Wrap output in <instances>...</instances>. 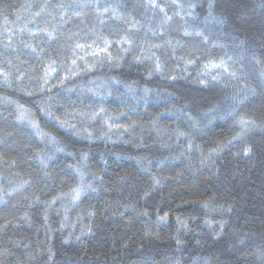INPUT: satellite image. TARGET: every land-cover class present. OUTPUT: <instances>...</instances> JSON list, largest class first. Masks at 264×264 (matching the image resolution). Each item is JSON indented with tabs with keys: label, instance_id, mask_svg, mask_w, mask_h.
<instances>
[{
	"label": "trees",
	"instance_id": "1",
	"mask_svg": "<svg viewBox=\"0 0 264 264\" xmlns=\"http://www.w3.org/2000/svg\"><path fill=\"white\" fill-rule=\"evenodd\" d=\"M141 2L99 0L109 10L105 13L103 8H97L96 0H0V70L9 72L12 81L11 87L0 83V126L13 131V136L0 143V200L6 202L0 203V264H176L177 261L179 264H249L250 258L244 253L264 247V151L257 147L250 158L238 155L241 142L228 143L240 131L231 116L216 119L210 125L211 132L205 129L203 135H195L190 133L187 118L180 111L169 115L170 110H182L195 117L197 111L202 115L215 107H221L219 115H224L231 100L225 98L223 105L212 101L210 107L201 109L185 108L190 103L189 97L200 99L199 93H189L188 88L181 87L185 81L162 79L159 74L149 78L152 61L135 59L145 54L142 49L163 44L162 48L152 51L164 62L165 73L178 72L184 65L177 62V57L194 49L203 63L226 60L223 51L231 46L232 40L246 38L243 5L247 0H213L212 9H209V0H177L184 4V9L170 4L166 10L172 21L164 29L158 28L160 15L140 7ZM189 3L196 5L193 15H188ZM84 4L88 7H80ZM113 5L118 6L116 13L112 11ZM217 17L224 22L219 23ZM121 18L135 22L128 33L133 41L131 45L115 43L131 26ZM40 29H55L59 39L49 43ZM150 29L155 30V35ZM185 29L200 31L203 36H185ZM32 32L36 35H31ZM73 33L79 34L81 43H90L97 36L113 41L109 49L113 63H95L92 71H81L79 76L66 81L64 87L48 92L54 97L49 100L44 93L35 91L34 80H28L29 75H42L43 68L25 45L31 44L38 52L44 50V60H55L57 66L61 62L70 66L71 60L66 58L71 57L68 44L72 41L66 37ZM203 37H207L208 43L203 42ZM9 41L11 46L6 48ZM166 41L175 45L174 52ZM97 43L102 45L101 40ZM213 44L223 47H213ZM122 47L129 51H121ZM99 59L88 56L87 62L92 65ZM79 66L83 69L84 62L80 61ZM18 74L24 76L23 82L16 79ZM24 85L34 91L33 96L43 97L52 104L57 115L63 113L65 105L68 112L89 111L90 105L95 107L101 102L100 97H105L103 106L107 113L117 116L123 112L125 115L120 116L119 122L129 125V132L118 130L112 133L111 140L86 139L73 145L53 131L58 139L70 143L76 158L53 150L49 154L54 159L43 167L35 155L44 147L43 143L31 135L26 121L16 119L15 104L6 102V99L16 101L36 115V110L24 102L32 98L20 90ZM126 85H131L132 90ZM212 86L192 84L191 88ZM144 87L153 90L147 106L141 91ZM67 88L74 91L70 93ZM216 91L232 90L216 86ZM57 92L60 94L56 95ZM244 104L246 107L236 120L243 116L260 123L264 118L261 97H252ZM159 113H164L160 123L169 128L167 134L158 137L151 121ZM36 117L41 122L42 117ZM93 127H99V123ZM177 128L187 132L188 137L177 140L174 135ZM262 136L264 133L259 131L247 134L253 143L259 142ZM189 140L192 151L187 150ZM217 143L225 145L223 151L212 160L206 159ZM81 151L88 155L86 178L90 179L92 173L103 177L102 184L96 182L98 192H89L77 205L64 198L62 203L58 201L48 208L45 202L61 192H69L70 186L79 182L78 177L70 179L73 169L67 165L78 164ZM136 157L143 158L141 163H137ZM153 175L163 178L162 184L145 196ZM21 183L26 185L25 189L13 191ZM200 201H208L217 211L202 208ZM127 204H134L137 211H126L123 206ZM221 205L231 206L232 210L222 212ZM140 210H146L149 215H138ZM90 211L95 215L90 216ZM45 212L47 221L43 219ZM164 212L169 213L165 226L151 223L157 214ZM25 213L30 223L22 219ZM177 216L186 221L189 230L181 228L176 222ZM221 219L227 225L216 236L217 222ZM205 220L213 221L212 225L205 224ZM86 227L91 228V233L77 241L75 237ZM69 234L70 242L65 244ZM177 238L182 240V246L176 245ZM49 248L54 253L51 259Z\"/></svg>",
	"mask_w": 264,
	"mask_h": 264
},
{
	"label": "snow or ice",
	"instance_id": "2",
	"mask_svg": "<svg viewBox=\"0 0 264 264\" xmlns=\"http://www.w3.org/2000/svg\"><path fill=\"white\" fill-rule=\"evenodd\" d=\"M97 8H103L104 12L107 13L109 10L106 6L101 5L99 3V0H96ZM175 5L178 9L183 10L184 4L178 3L177 0H142L140 7H143L149 11H153L154 14L160 15V21L158 28L164 29L165 25H168L172 21V17L168 15L167 8L169 5ZM264 7V3L261 5ZM82 8H87L88 5L84 4L81 5ZM196 7L195 3H189L188 4V15H193V9ZM214 7L213 0H209V9H212ZM117 5H113L112 11L113 13L117 12ZM39 15V13H37ZM179 15V12L177 13ZM119 18V17H114ZM123 22L130 23V28L128 29V32L125 33V35L117 40L115 43H118L120 45H131L133 41L130 39L129 34L131 32V29L135 27V22H130L127 20V18H121ZM219 23H223L224 21L220 18H216ZM103 23V21H101ZM24 29H21L23 31ZM153 31V34L155 35V30L150 29ZM42 31L49 43L55 42L59 39V36L56 34V30L53 29L51 31L46 29H40ZM161 35L164 33L161 32ZM31 35L35 36L36 33L32 32ZM93 35H96L93 33ZM185 36H203V34L200 31H189L187 29L184 30ZM75 38V39H74ZM68 41H72V43L68 44V49L71 51V57L66 58L71 60V65L67 66L65 69V74L61 75V72L59 71L57 67V63L55 60L48 59L44 60V50L37 51L36 47H33L31 44H26L25 46L28 47L32 54L36 57L37 60L41 62L42 68H43V74L39 76H28V80H37L39 81V87L40 92H52L53 88L56 87H64L65 82L69 81L70 79H73L81 74V71H92L95 67V63L103 64L104 62H107L108 64L113 63V56L109 49L113 46V41L103 37V36H97V39H93L90 43L85 41L83 43L80 42L82 39L79 37L78 33H73L72 36L66 37ZM97 40L102 41V45L97 43ZM203 42L208 43L207 37H203ZM166 43L169 45V47L172 48L173 52L175 51V45L172 44L171 41H166ZM179 43V42H177ZM11 41L5 47H10ZM163 44H152L148 49H142L141 51L145 54L141 56L135 57L137 61H140L142 59L145 60H151L153 63L152 71L148 73L149 78L153 74H159L162 79H170L171 81H176L178 79L177 75L171 74L168 75L165 73V64L161 61L159 57L156 56V53L152 51L153 48H162ZM223 47V45H216L213 44V47ZM121 51L127 52L129 51V48H121ZM197 50H193L192 54L189 55L187 59L184 57H181L182 60H184V69L187 71L189 66L195 65L196 61L200 59L199 56L195 55V52ZM91 56L94 58L99 57L100 59L98 61H95L94 64L89 65L87 62V57ZM122 59V57L118 58ZM83 61L85 64V67L83 69L80 68L79 62ZM61 66H64L63 62H61ZM203 69L205 70L202 73L201 78L199 79L198 83L201 86L207 87L208 81L204 79V76H208L211 74V79L215 82L217 81V76L221 72L229 73L231 76L235 77L236 73L232 72L227 64L226 61L220 60V62H215L212 60H209L207 63L203 64ZM27 75V74H25ZM10 73L4 70H0V78H3L0 80V83L6 84L8 86H12V81L9 79ZM180 79H183V77H179ZM16 79L23 82L24 76L17 75ZM258 79L260 81V88L264 89V70H261L258 74ZM53 80H58V83L53 84ZM135 83V82H133ZM128 87L129 91L132 90L131 85H126ZM245 88H247V85H244ZM22 92H24L27 96H33L34 91L29 89L27 85H24L21 89ZM68 92L74 91L73 88H67ZM88 91L92 92L93 95H98L94 92L92 89H88ZM143 99L145 101V106H147L149 95L152 93V89L148 87H144L142 90ZM109 94H111L109 92ZM261 97V103L264 105V95L261 94L257 90L256 87H253L250 89V96L246 93L244 100L238 101L239 103H244L245 100H249L252 97ZM6 99V98H5ZM49 100L54 99L53 97H49ZM105 97H100V103L97 104L95 107H92L91 105L89 107H92V111H84V110H74L73 112H68L67 109L60 115H57L55 111H53V105L45 102H42L40 104V113L42 116L47 117L48 119L54 120L57 125L60 126L61 129L67 130L68 132H71L75 137H85L88 140H92L94 138L99 139H108L111 140V135L114 131L123 130V132L127 133L129 132V125L120 123V116L125 115L123 112H121L117 116H112L107 113V109L103 106V100ZM232 100L234 103H232L229 106V109L224 113V115H219V113L222 111L221 107H215L211 110V112H206L203 114L204 120H195V126H199L202 122L206 121V125H211L216 119H226L229 116H232L236 112L235 102H237L236 97H232ZM6 102L9 104H15L16 107V119L20 122H25L27 126L31 129V135L38 138L44 145V147L41 149V151L36 152V157L40 159V163L43 167H47V163L54 159L53 155H50L53 150L56 153H62L65 154L67 157H73L76 158V154L71 150V145L68 142L62 141L61 139H58V136L56 134H53V131L51 130H45V127L42 126L41 122L37 119L36 115L30 111V109L24 107L23 105L17 103L16 101L7 100ZM177 110H170L169 115H176ZM180 111L181 115L187 116L189 119H192L191 115L188 112H184L182 110ZM164 116V113H159L158 115H155V118L151 121L152 127L155 130L157 136L159 137L162 134H167L169 126L164 124L162 125L160 123L161 117ZM262 116H264V113H262ZM99 123V128L93 127L94 124ZM236 123L240 127V131L233 136L232 140H229L228 143L231 144L233 141H239L242 144L241 152L238 153V155H243L244 157H251L254 155L255 149L258 147L261 151H264V136L261 137V140L259 142L253 143L250 141L247 137V134L249 132H256L259 131L260 133H264V118L261 119L260 123H257L255 120H249L245 117L241 116L238 120H236ZM136 124L135 121L132 122V126L134 127ZM83 125V126H81ZM99 132V134H97ZM174 135L176 136L177 140L181 137H188V133L185 131L180 130L179 128L174 130ZM13 136V131L9 129L7 126H0V143H3L5 138ZM254 139V138H253ZM51 146V147H49ZM143 146V141H141V145ZM196 148H200L199 145L195 146ZM225 145L223 143H217L216 147L209 150L207 158L208 160H212L215 156H218L224 149ZM193 144L190 142L187 144V150L192 151ZM184 153L181 152L180 156H183ZM179 157H174V159H178ZM143 158L136 157L137 163H141ZM79 163L76 165L68 164L67 167L69 169H73V173L70 176V179L75 180L77 177L79 178V182L75 186H70L69 192L64 193L61 192L59 195L52 198L51 201L45 202L48 208H51L53 205H55L58 201L62 203L64 198H68L70 202L74 205H77L83 196H86L89 192L95 193L99 190V185H97V181H100L101 184L103 183V177H101L98 173H92L90 179L86 178V169L88 167L87 160L88 155L86 152L81 151L78 156ZM205 162L204 159L201 160V163L203 164ZM190 166V165H189ZM144 171H149V169H144ZM179 174V173H178ZM45 175H48L46 172ZM161 177H157L153 175L151 177V185L148 187V189L145 191L144 195L148 196L151 191H155L158 186L162 184ZM26 185L24 183H21L18 188L13 189V191H22L24 190ZM7 195H11V193H7ZM214 199V198H213ZM36 202L39 203V197H36ZM0 203H6L3 200H0ZM201 207L204 209H210L211 211L215 212L217 211L216 208H214L208 201H200L199 202ZM125 210H132L134 212L137 211L134 204H127L123 206ZM231 206L225 207L224 205L220 206V211L222 212H230ZM65 211H67V208L65 207ZM124 213H121L123 215ZM138 215L141 216H148L149 213L146 210H140L137 212ZM90 216H94L95 212L90 211ZM27 222H31L30 217L25 213V215L22 217ZM45 221L48 220L47 212H45V215L43 217ZM67 219V217H65ZM169 220V213L164 212L162 215L157 214L156 221L158 226H165ZM176 222L181 226L184 230H189V226L186 223L185 220L181 219V217H176ZM213 221L211 220H205V224L211 226ZM219 227V232H215L214 235L219 236L223 233L227 221L221 219L217 222ZM64 225L62 224L61 227ZM179 232V229L177 230ZM91 233V228L86 227L84 229H81V234L79 236H76L75 239L77 241H80L82 237L87 236ZM71 234H69V238L64 240V243L67 244L70 242ZM176 245L182 246V240L177 238L176 239ZM49 253V259L52 258L54 253L52 252L51 248L48 250ZM176 264H179V261L176 262Z\"/></svg>",
	"mask_w": 264,
	"mask_h": 264
},
{
	"label": "clouds",
	"instance_id": "3",
	"mask_svg": "<svg viewBox=\"0 0 264 264\" xmlns=\"http://www.w3.org/2000/svg\"><path fill=\"white\" fill-rule=\"evenodd\" d=\"M262 3H264V0H247V2L243 5L244 16L246 17V19L243 20L246 38L233 39L231 46L225 48L223 51V55L226 56L227 59L222 60L226 61L230 70L236 73L235 77L231 76L229 73L221 72L219 76H217V81L214 82L211 79V74H209L203 78L208 81L209 85L214 86L208 87L206 89L191 88L192 84H199L198 81L201 78L202 73L205 71L203 69L204 63L202 58L198 59L195 65H192L191 72H189V68L187 71H185L184 66L178 72H175V75L178 77L177 81L186 82L181 84V87L188 88L189 93H199L200 96V99L198 100L189 97L190 103L185 104V108L201 109L204 107H210L212 101H216L217 103L223 105L225 98L230 99L232 104L234 103L232 97H236V112L231 116L232 120L235 122L236 118L240 115V111L246 107L244 103H239L238 101L244 100L246 93L250 96L251 88L256 87L257 90L261 92L262 95H264V89L260 88V81L258 79L259 72L264 70V7L261 6ZM235 14L236 13H233V15ZM190 54H192V51L186 52L184 55L177 57V62L184 65V60H182L181 57L187 59ZM204 58H206V54ZM57 67L60 72H63L67 66L64 65ZM37 71H39V69H37ZM166 74L171 75L173 72L169 71ZM179 77H183V79H180ZM54 81L55 80H53V84H55ZM34 83L36 85L35 91L40 92L39 81L34 80ZM245 84L247 85V88L244 87ZM216 86H222V88L231 89L232 91L217 92ZM43 93L44 96H48V98L53 97L49 96L48 92ZM59 94V92L56 93V95ZM204 97H208V99H204ZM20 100H24V97H20ZM24 102L30 104L31 107L36 110L37 116L42 117L41 123L45 128H48L49 130L64 136L73 145L87 139L82 136L75 137L71 132L61 129L54 120L48 118L43 119L44 116H42L39 111L40 104L45 102L43 97L37 98L32 96L30 100H25ZM70 103L74 102L70 101ZM67 107V105L64 106V111L67 109ZM92 110L93 108L89 107V111ZM5 111H7V109ZM203 114L201 115L200 112L197 111L195 117L191 115L192 119H189L187 116H185L187 118V126L191 134L203 135L205 129H207L208 132L212 131V127H210V125H206L205 122H202L199 125L200 127L195 126V120H204ZM217 126L222 127V125ZM97 134H99V132ZM189 139H191V135H189ZM89 147H91V145ZM151 223L157 225L156 220L151 221ZM149 234L150 233H146V235ZM244 255L250 258L249 264H264V247L254 248L251 251L245 252Z\"/></svg>",
	"mask_w": 264,
	"mask_h": 264
}]
</instances>
